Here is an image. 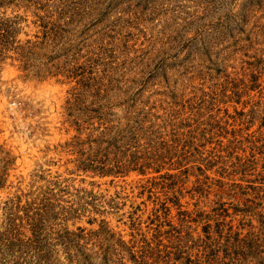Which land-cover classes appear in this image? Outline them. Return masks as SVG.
I'll return each mask as SVG.
<instances>
[{
  "label": "rangeland",
  "instance_id": "1",
  "mask_svg": "<svg viewBox=\"0 0 264 264\" xmlns=\"http://www.w3.org/2000/svg\"><path fill=\"white\" fill-rule=\"evenodd\" d=\"M0 264H264V0H0Z\"/></svg>",
  "mask_w": 264,
  "mask_h": 264
}]
</instances>
